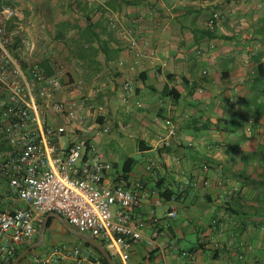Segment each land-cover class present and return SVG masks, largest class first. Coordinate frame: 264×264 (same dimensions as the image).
Returning a JSON list of instances; mask_svg holds the SVG:
<instances>
[{
    "label": "crops",
    "instance_id": "1",
    "mask_svg": "<svg viewBox=\"0 0 264 264\" xmlns=\"http://www.w3.org/2000/svg\"><path fill=\"white\" fill-rule=\"evenodd\" d=\"M26 1L71 37V69L83 72L72 78L85 93L61 95L79 104L74 119H59L61 143L92 131L85 138L111 164L106 184L141 195L143 239L116 264H263L264 0ZM88 17L103 24L100 45ZM19 206L0 173V210ZM58 226L67 230L48 214L20 264L58 243L87 247Z\"/></svg>",
    "mask_w": 264,
    "mask_h": 264
},
{
    "label": "built area",
    "instance_id": "2",
    "mask_svg": "<svg viewBox=\"0 0 264 264\" xmlns=\"http://www.w3.org/2000/svg\"><path fill=\"white\" fill-rule=\"evenodd\" d=\"M15 3L0 0V173L26 207L0 210V260L11 263L17 250L30 245L45 217L58 214L78 231L104 240L112 257L126 261L143 239L144 222L135 217L141 195L106 184L111 164L92 140L61 143L68 129L59 119H74L79 104L61 99L71 80L59 67L53 64L54 73L47 75L40 63L15 56L9 29L18 17ZM103 111L98 106V113ZM109 130L105 125L98 133ZM68 259L106 264L89 247L61 243L44 254L34 253L31 264H65Z\"/></svg>",
    "mask_w": 264,
    "mask_h": 264
},
{
    "label": "rangeland",
    "instance_id": "3",
    "mask_svg": "<svg viewBox=\"0 0 264 264\" xmlns=\"http://www.w3.org/2000/svg\"><path fill=\"white\" fill-rule=\"evenodd\" d=\"M15 2L18 17H16L11 28L14 34V41L16 37L20 39L17 48L14 49L13 47L15 56L21 61L28 62L29 64H41L45 60H50L52 64L63 71V74L68 81L72 78L73 74L79 72L71 69L73 67L75 69L76 67V56L71 53V47L73 45L71 37H65L66 35H62L60 29L58 30L53 23L38 22V20H36L38 16L37 7L33 4L30 7L26 0H15ZM65 31L67 32L65 34L69 35V30ZM79 73L83 74V72ZM71 80L72 82L70 81L66 86V91L78 89V84L75 83L73 78ZM80 86H82V93H85L84 85ZM81 91L79 90L78 92ZM94 134L92 131H87L85 136L82 137H90V135L93 136ZM101 137L95 136V143L97 142L98 144ZM58 229L60 232L67 233L66 231H63L61 226H58ZM68 239L71 240L72 243L76 241L73 237H68Z\"/></svg>",
    "mask_w": 264,
    "mask_h": 264
},
{
    "label": "water",
    "instance_id": "4",
    "mask_svg": "<svg viewBox=\"0 0 264 264\" xmlns=\"http://www.w3.org/2000/svg\"><path fill=\"white\" fill-rule=\"evenodd\" d=\"M53 215L56 216V218L59 220V222L62 223L65 226V228L71 234H73L75 237H77L78 239L82 240L83 242L88 243L93 248L97 249L101 253V255L107 260V262L109 264H116V262L114 261L113 257L108 252V250L105 249L103 246H101L94 236L78 231L77 229H75L74 227L69 225L68 222L61 215H58V214H53ZM47 223H48V219L46 220V222L40 228V242L44 241V233H45V229L47 227ZM30 251H31V248H27V249L23 250L13 260L12 264H20L22 262V260L29 254Z\"/></svg>",
    "mask_w": 264,
    "mask_h": 264
},
{
    "label": "trees",
    "instance_id": "5",
    "mask_svg": "<svg viewBox=\"0 0 264 264\" xmlns=\"http://www.w3.org/2000/svg\"><path fill=\"white\" fill-rule=\"evenodd\" d=\"M90 20H91V18H89L88 17V21H89V23H88V25H87V30H88V32H89V38H91V41H89L90 43H93L94 41H98V44L100 45L101 44V42H102V38H101V32H97V30L98 29H100V31H101V27L103 26V24H101V23H98V24H96V23H93V22H90ZM107 27V26H106ZM9 29H12L11 27L9 28ZM19 38H17L16 37V39H15V41H14V43H13V46H12V49H13V47H14V49H16L17 48V45H18V43H19ZM14 49H13V51H14ZM108 58V57H107ZM41 65H42V67L45 69V72H46V74L47 75H52L53 73H54V68L52 67L53 66V64L51 63V61L50 60H45L44 62H42L41 63ZM27 65L25 64V67H26ZM132 163V160H130L129 162H128V165H130ZM126 171H129V167H128V169L126 168ZM50 222H51V220H50ZM66 230V229H65ZM67 231V230H66ZM67 233H69L68 231H67ZM70 234V233H69ZM87 247H89V248H93L91 245H89L88 243H84ZM24 249H20V250H17V252L15 253V255H14V258H13V260L23 251ZM93 250L97 253V256H99L106 264H109L108 262H107V260L100 254V252H98V250H96V249H94L93 248ZM27 258V257H26ZM25 258V259H26ZM25 259H23L22 260V262L25 260ZM13 260H12V262H11V264L13 263ZM21 262V263H22Z\"/></svg>",
    "mask_w": 264,
    "mask_h": 264
}]
</instances>
